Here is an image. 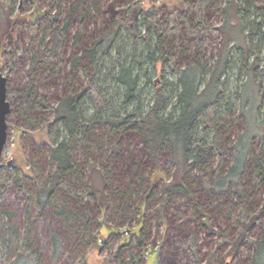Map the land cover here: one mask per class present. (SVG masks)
Segmentation results:
<instances>
[{"label":"trees","instance_id":"16d2710c","mask_svg":"<svg viewBox=\"0 0 264 264\" xmlns=\"http://www.w3.org/2000/svg\"><path fill=\"white\" fill-rule=\"evenodd\" d=\"M210 2L211 0H187L183 2L182 12L180 8H175L163 18L157 16L159 10L156 7L152 13L147 12L145 0H136L127 6L120 4L113 13L111 25L87 44L84 42L83 25L86 28L85 21L91 19L98 6L94 0H78L63 22L58 21L53 24L52 38L45 42L46 35L42 36L41 40L45 42L42 50L35 52L29 58L28 87L31 86V81L40 68L53 66L55 63L56 72L63 65L67 54L65 45H68L74 16L77 15L82 26L80 33L78 32L74 39L73 45L77 48V52L76 55L74 52L71 64L73 70H77L85 63L84 69L90 73L88 82L81 89L71 84L57 106L53 108L55 115L49 122L48 128L57 133L53 137L48 157L51 165L50 182L43 184L36 194L38 214L42 219H45L48 205L57 189L67 188L65 180L82 173L76 159L77 149H86L92 142L96 130L105 127L116 139L111 158L121 161L124 157L122 150L125 141L132 135H138L145 147L147 160L151 161L155 168L170 176V181L163 183L152 180V173L150 178L143 175L137 180L140 176V167L133 164L135 172L127 187L115 192L116 197H121L119 207L131 199L129 195L133 185L146 188L141 198L145 204L161 194L165 196L163 209L171 206L173 203L171 199L176 196H186L195 205L193 219L198 223L197 230L189 237H178L174 243L165 241L161 264H177L178 249L183 250L182 254L187 258L188 264H204L199 229H204L209 235L213 233L209 231L206 221L202 220L205 215L211 217V214H205L209 206L195 201L194 187L198 184L209 196V200L223 202L222 206L231 203L239 212L237 222L241 226L232 240L227 230L220 233L217 246L210 250L205 264H214L216 259L224 261V257L220 256L224 242L231 243L228 256L240 253L242 245L253 243V251L250 254L251 264H264V237L260 236L256 240H252L251 237L252 229L260 225V221L264 218V205L257 210L253 209V194L250 189H264V152L260 149L257 153L253 152V141L256 136L261 137L264 142V110L260 111L259 105L254 118L250 119L249 106L246 107V124L236 141H232L228 135L234 125L241 127L243 113L236 120H228L223 113L226 84L223 75L230 63L231 47L235 46L241 50L246 64L249 63L250 52L257 47L256 44L248 42V34L244 32V27H241L242 13H249L250 9L259 12L261 3L260 0H230L225 8H222L227 15L225 22L215 27L202 20V11L205 9L209 11ZM152 4L156 5V0H153ZM6 15L9 19L12 17L5 0H0V19H4ZM251 24L250 35H257L260 32V21L254 19ZM34 27L36 34L38 23H35ZM183 29L197 40V45L202 49L208 44L207 32L222 36L213 67L208 68L204 56L200 59L188 60L181 69L178 65H174L176 61L174 48L169 46L165 49V46ZM129 39H133V44L127 42ZM231 42H233L232 46ZM160 61L168 65L177 77L175 82L165 78L156 82L154 92L147 100L146 88L142 86L143 81L139 71H142V65L147 62L156 64ZM108 65L111 67L108 68ZM248 67V79L253 78L256 82L255 72L259 70V60H254L248 64ZM106 68L110 80L115 83L116 98H108L101 82L96 78V75H101ZM260 76L263 80L259 84L260 104L263 108L264 69L261 70ZM145 78L147 84L152 83L147 75ZM245 83L242 94L248 102L244 93ZM28 94L32 95L30 90ZM40 104L47 108L45 100ZM259 114H261L260 118H258ZM215 157L218 160L217 166L211 163ZM92 167L95 169V166ZM108 168L109 164L106 165V169ZM104 176L105 184L111 185L109 177L106 174ZM14 178L15 176L9 180L0 179L2 203L5 201L7 190L14 183ZM16 179V186L27 198V219H29L30 204L33 202L34 194L28 190L24 178ZM71 194L75 198L76 205L83 210L68 212L65 207H61L57 210V214L65 216L67 223L72 217L78 218L77 222L80 225L73 227L74 233L80 231L84 234L91 233L95 222L93 212L96 207L94 204L98 199L97 193L92 185H87L83 192L71 190ZM8 215L12 216V213L8 212ZM101 223L108 225L105 221ZM149 223V216L143 215V226L138 236V244L142 248L149 233ZM165 223L168 227L172 225L170 219H166ZM30 231L26 230L14 259L7 258L11 250L0 237V264H19L21 261L25 264H42L38 249H34L29 243ZM84 238L81 237L82 240ZM53 239L57 253L62 243L60 233L54 232ZM127 248L120 247L112 255L111 261H115L116 264H142L140 255L133 250L127 251ZM79 263L88 264L86 257H82Z\"/></svg>","mask_w":264,"mask_h":264},{"label":"rangeland","instance_id":"374dc122","mask_svg":"<svg viewBox=\"0 0 264 264\" xmlns=\"http://www.w3.org/2000/svg\"><path fill=\"white\" fill-rule=\"evenodd\" d=\"M94 1L97 2L98 10L88 22L85 21L86 28L83 25V29H85L84 42L86 43H89L93 37L111 25L113 13L120 4L127 6L136 0ZM145 1L147 12L152 13L156 7L159 10L157 16L163 18L175 8H180L182 12L183 2L187 0H156V5L152 4L153 0ZM229 1L211 0L209 11L208 9L202 11V20L215 27L221 26L227 18L226 11L222 8H225ZM77 2L78 0H5L12 17L9 19L6 15L4 19H0V69L8 80L7 98L11 103V111L7 117L8 140L0 160V179L9 180L13 176L15 178L13 185L7 190L5 201L3 203L0 201V237L6 242V246L10 247L11 254L8 255V259L15 258L26 230H31L29 243L34 249H38L42 264H80L82 257H86L88 264H116L115 261H111V257L122 246L128 247L127 251L133 250L138 253L142 264H161L164 257L163 244L165 241L174 243L178 237H189L197 230L198 223L193 219L195 205L186 196H176L171 199L173 202L171 206L163 209L165 196L161 194L145 204L141 198L146 188L133 185L129 195L131 199L119 207L121 197H116L115 192L127 187L135 172L133 164L140 167V176L137 180L143 175L150 178V173H152V180L160 183L170 181V176L155 168L153 163L147 160L145 147L138 135H132L125 141L124 150H122L124 157L118 161L111 158L116 139L111 136L107 128L99 127L94 133L90 145L86 149L79 148L76 151V159L81 166L82 173L75 174L71 179H66L67 188L57 189L54 198L48 205L45 219H42L38 214L36 194L43 184L50 182L51 165L48 157L53 137L57 133V131H50L48 128L49 122L54 119L53 108L57 106L71 84L75 88L81 89L88 82L90 76L89 71L84 69L85 63L77 70H73L71 64L74 52L75 55L77 52V48L73 45L74 39L78 32L80 33L82 26L78 15L74 16L68 45H65L67 54L63 65L56 72L55 63L53 66L40 68L31 81V86L28 87L30 82L29 58L35 52L42 50L44 43L52 38L53 24L58 21L63 22L64 18L70 15L72 6H75ZM260 3L259 12L250 9L251 12H243L241 16L243 18L241 27H244V32L248 34V42L257 46L249 54V63H245L241 50L233 46L231 47L230 63L223 75V80L226 82L223 97L225 118L236 120L243 113L241 127L234 125L228 135L232 141L237 140L238 134L242 132L243 126L245 127L246 107L249 106L248 116L250 119L254 118L259 105L260 111L264 110L260 104L259 92L260 81H263L260 73L264 69V1L260 0ZM254 19L257 22L260 21V32L251 36V23ZM35 23H38L36 34L34 33ZM43 35H46L45 42L41 40ZM206 36L208 44L203 49L197 45V40L185 29L178 36L171 38L165 49L173 46V53L176 56L174 65H178L181 69L188 60L200 59L201 56H204L208 68L213 67L222 36L212 32H207ZM127 42L132 43L133 39H129ZM230 45L232 46L233 42ZM254 60H259L258 69L260 71L255 72L257 83L253 78L248 79V64ZM142 66V71H139V74L142 77V86L146 88L145 97L147 100L151 98L156 82L163 78L174 82L176 80L177 74L173 73L172 69L162 61L156 64L147 62ZM110 67L111 65H108V68ZM108 72L106 68L101 75L96 73V78L101 82L108 98H116L115 83L110 80ZM144 74L151 78V84H147ZM244 83V93L248 102L242 94ZM262 84L264 91V83ZM28 90H30L31 96L28 94ZM44 100L47 103V108L40 104ZM260 117L261 114L258 118ZM259 149L264 152V142L261 137L256 136L253 141V152L257 153ZM129 159H131L130 162ZM211 163L217 166V158L215 157ZM107 164H109L108 169H106ZM92 166H95V169ZM111 171L112 173H109ZM105 174L111 180V185L105 184ZM17 177L24 178L28 190L34 194L33 202L30 204L29 219H27V198L15 184ZM84 184L92 185L98 196L93 212L95 222H93L91 233L88 234H84L83 231L73 232V227L80 225L77 222V217L70 218L67 223L65 216L57 214V210L61 207H65L68 212L83 210L76 205L71 190L83 192L87 186ZM250 189L253 194L254 204L252 206L254 210H257L264 205V189ZM194 191L196 192L195 201L209 206V210H206L205 214H211V217L205 215L202 220L206 221L209 231L213 234L209 235L204 229H199L202 258L205 264L210 250L217 246L220 233L227 230L230 240H232L241 227L237 222L239 212L231 203L222 206L223 202L217 203V200H209V196L202 191V186L200 187L199 184L194 187ZM8 212H11L12 216L8 215ZM143 215H148L150 219L149 233L144 248L138 244V236L143 226ZM166 219L172 221L170 227L165 223ZM104 221L108 225L101 223ZM56 231L60 233L62 240L57 253L53 239V233ZM260 236L264 237V218L260 221V225L255 226L251 231L252 240H256ZM81 237L85 238L82 240ZM79 239L81 240L79 241ZM253 246V243L244 244L241 246L240 253L228 256L231 243L224 242V246L220 249V256L224 257V261L216 259L214 264H224L227 261H230L231 264H251L250 254L253 251ZM178 250L177 264H188L187 258L182 254L183 250ZM19 264H25V262L21 261Z\"/></svg>","mask_w":264,"mask_h":264},{"label":"water","instance_id":"95a60500","mask_svg":"<svg viewBox=\"0 0 264 264\" xmlns=\"http://www.w3.org/2000/svg\"><path fill=\"white\" fill-rule=\"evenodd\" d=\"M7 84V77L4 76L0 69V160L8 140L7 117L11 111V103L7 98ZM224 264H231V262L227 261Z\"/></svg>","mask_w":264,"mask_h":264}]
</instances>
